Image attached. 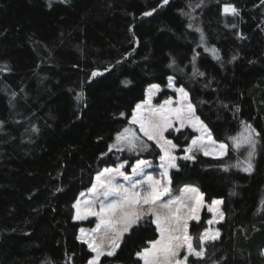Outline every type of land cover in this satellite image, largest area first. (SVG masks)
<instances>
[{
	"label": "trees",
	"instance_id": "16d2710c",
	"mask_svg": "<svg viewBox=\"0 0 264 264\" xmlns=\"http://www.w3.org/2000/svg\"><path fill=\"white\" fill-rule=\"evenodd\" d=\"M225 3L239 15L223 14ZM0 69V264H88L92 253L78 237L93 222L75 221L72 206L105 168L126 162L130 173L137 160L158 164L161 151L144 137L149 147L137 153L109 146L148 87L163 89L158 104L176 99L169 77L213 139L229 145L224 158L197 151L185 161L196 135H165L179 158L171 193L195 186L207 205L223 202L219 239L189 264H264L261 0H0ZM242 122L260 133L250 173L242 167L252 149L231 147ZM205 220L190 224L194 244ZM158 237L147 216L99 264H143L136 253Z\"/></svg>",
	"mask_w": 264,
	"mask_h": 264
},
{
	"label": "snow or ice",
	"instance_id": "6c2138e0",
	"mask_svg": "<svg viewBox=\"0 0 264 264\" xmlns=\"http://www.w3.org/2000/svg\"><path fill=\"white\" fill-rule=\"evenodd\" d=\"M163 2L167 4L168 0H163ZM261 2L264 3V0ZM222 12L225 15H239L238 9L230 3L222 5ZM151 14V12L144 13L146 16ZM189 26L191 27V25ZM232 27H236V25L233 24ZM196 31L201 33L200 39L203 44L205 40L203 32L199 28ZM205 51L212 54L214 58L220 59L215 47H205ZM98 74L94 71L92 76ZM199 75L202 76L204 73H199ZM168 79V86L171 88L174 86L173 77ZM125 83L128 82L125 81ZM152 89L159 90V86L152 85L146 99L136 105L129 120V127H125L116 134L115 143L109 146V151L116 149L121 152L127 150L130 153H137L148 149L149 144L131 127V125H138L139 132L143 137H146L147 141H153L163 153L160 156L161 164L159 165L163 171L160 172L159 179L153 175L145 174L144 168L148 166V162L137 160L136 164L132 166L131 175L122 170L125 167L124 163H121L117 168H105L102 172L97 173L87 198L77 199L72 206L75 209V220H86L90 216L97 220L96 227L90 233H87L85 229H80L81 236L78 237L95 253L88 264H99L102 256L114 255L124 234L130 232L147 216L153 217L159 238L149 241L150 247H145L136 253L137 258L143 264H189V257L203 259L205 256L204 246L219 239V231L205 229L196 238L199 243L194 244V237L189 234V221L198 222L200 220V210L204 207V196L195 187L182 189L178 196L170 194L172 180L169 172L170 169H178L177 157L173 155L177 145L165 138V132L173 127V121H178L181 127L188 123L201 132L199 137L192 139L191 146L184 149L185 155L180 158L185 161H194L196 157L193 153L197 151L203 152L205 156L212 155L214 158H223L227 154L229 145L217 144V141L212 139L211 132L199 117L195 116L192 104L187 102L188 93L182 87L175 89L180 96V100L177 101L178 107L172 106V98L153 106L154 92ZM80 98L78 97V99ZM123 115L121 113V116ZM242 124L244 125L242 132L237 136L230 137L231 147L239 150L247 145L252 149L248 152V159L243 162L244 166L242 167L244 172L250 173L253 171L252 157L256 144L254 136H259L260 133L256 132L251 124L244 122ZM176 130L179 131V129ZM205 137L207 142H205ZM236 166L240 167L241 163L238 162ZM224 170L226 171L227 168ZM135 177L143 178L135 179ZM118 178H122L124 182H119ZM80 196L84 197L85 193L81 192ZM166 197L167 199H165ZM221 203L220 200H213L208 206L209 212L216 213L213 219L207 221L209 225L223 219V212L219 210ZM182 250L183 255H181Z\"/></svg>",
	"mask_w": 264,
	"mask_h": 264
},
{
	"label": "rangeland",
	"instance_id": "374dc122",
	"mask_svg": "<svg viewBox=\"0 0 264 264\" xmlns=\"http://www.w3.org/2000/svg\"><path fill=\"white\" fill-rule=\"evenodd\" d=\"M168 84H169V79H168ZM173 87H169V86H167V90H169V91H171V92H174L175 94H176V99H172V101H173V104H172V106L173 107H178L179 105H178V103H177V101H179L180 100V96H179V94L175 91V89L176 88H178V87H176L175 86V80L173 79ZM152 87H149L147 90H146V96H145V99H146V97H147V93H148V90L149 89H151ZM152 91L154 92V95H153V98H152V104H153V106H155V105H158V103H156L155 102V99H157V97L162 93V91H163V89H161L160 87H159V90H156V89H152ZM187 102H189L190 103V101H189V97H187ZM160 104V103H159ZM194 108V107H193ZM195 116H196V114H195ZM134 126H136L137 127V129H138V131H139V126L138 125H134ZM174 130V131H177L176 129H179V131L180 130H185V129H190L195 135H196V137L195 138H197V137H199L200 135H201V132L200 131H198V130H196V129H194L190 124H188V123H185V125L183 126V127H181L180 126V124H179V122L178 121H173V127L172 128H170L169 130ZM168 130V131H169ZM167 131V132H168ZM167 132H165V135H166V133ZM140 133V132H139ZM140 135L143 137V135H142V133H140ZM146 140H147V138L146 137H144ZM166 138V137H165ZM212 139H213V137H212ZM214 140V139H213ZM150 142H152L154 145H155V143L153 142V141H150ZM192 142V141H191ZM205 142H207V138L205 137ZM114 143H115V141H114ZM217 144H219V143H217ZM156 146V145H155ZM191 146V143H190V145L188 146V147H190ZM188 147H186V148H188ZM159 148V147H158ZM185 148V149H186ZM112 150H116V149H112ZM159 150H160V148H159ZM161 151V150H160ZM176 149L174 150V152H173V155H175L176 156ZM202 153V155L204 156V157H210V158H214L212 155H208V156H205L204 154H203V152H201ZM163 155V153L161 152V156ZM184 155H185V152H184ZM227 155V154H226ZM226 155H224L223 156V158L226 156ZM177 157V156H176ZM179 158L177 157V160H178ZM181 159V158H180ZM216 159H221V158H216ZM183 160V159H182ZM144 161H147L148 162V166L147 167H145L144 168V172H145V174H150V175H153L154 177H156L157 179H159L160 178V172L161 171H163L160 167H159V165L161 164V160H159V162H158V164L156 165V164H153V162H151V161H149V160H144ZM176 163H177V161H176ZM124 164H125V167H124V169H122L123 171H125V168L127 167V163H125L124 162ZM136 164V163H135ZM134 164V165H135ZM120 165V164H119ZM118 165V166H119ZM117 166V167H118ZM116 167V168H117ZM173 170H176V168H174V169H170V172H169V175H170V173H171V171H173ZM131 171H132V168H131ZM131 171H130V173H127V174H129V175H131ZM126 172V171H125ZM143 177H135V179H142ZM118 180H119V182H121V183H123L124 181H123V179L122 178H118ZM94 182H95V180H94ZM186 187H195V186H184L182 189H184V188H186ZM195 188H197V187H195ZM88 191L89 190H87V191H84L83 193H85V196L84 197H81L80 195H79V197H78V199H81V200H83V199H86L87 198V194H88ZM181 193V192H180ZM170 194L171 195H173L172 193H171V186H170ZM180 195V194H179ZM173 196H178V195H173ZM204 196V195H203ZM165 199H167V197L165 198ZM209 205H211V204H209ZM209 205H207L206 203H205V201H204V207L203 208H201V210H200V220L197 222V221H189V227H190V224L192 223V222H195V223H199L201 220H202V218H203V216L204 217H206V220H205V224L207 225V229H209V230H211V231H219L218 230V226L224 221V213H223V219L222 220H218L217 222H214L212 225H209L208 223H207V221L208 220H210V219H213L214 218V216H216V213L215 212H209L208 211V206ZM222 206H223V202L219 205V210L222 212ZM74 211H75V209H74ZM75 216V215H74ZM152 220H153V217H152ZM75 221H77V222H79V223H91V222H93L92 224V226L93 227H82L81 229H85L86 230V232L87 233H90L91 232V230L92 229H94L95 227H96V223H97V220H96V218L95 217H88V219H86V220H75ZM155 224V223H154ZM155 226H156V224H155ZM219 233H220V231H219ZM159 234V233H158ZM190 234V233H189ZM81 236V231H79V237ZM220 237V236H219ZM159 238V237H158ZM218 240V239H217ZM217 240H215V241H217ZM81 241V240H80ZM82 242V241H81ZM120 243H121V241H120ZM120 245V244H119ZM88 247V246H87ZM150 247V246H149ZM119 248V247H118ZM118 248L115 250V253H116V251L118 250ZM89 249V248H88ZM105 249H106V251L108 250V248H107V244L105 245ZM90 250V249H89ZM91 251V250H90ZM91 253H92V258L95 256V253H93L92 251H91ZM181 255H183V250H182V252H181ZM263 255H264V250H263ZM113 256V255H112ZM112 256H107V255H105V256H102L101 258H100V261H101V259L103 258V257H112ZM91 258V259H92ZM196 258V257H195ZM100 263V262H99ZM143 263V262H142Z\"/></svg>",
	"mask_w": 264,
	"mask_h": 264
}]
</instances>
